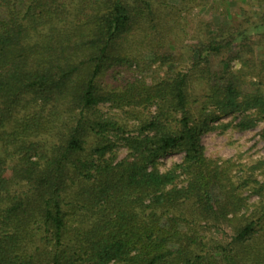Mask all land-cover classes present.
<instances>
[{
  "label": "trees",
  "instance_id": "trees-1",
  "mask_svg": "<svg viewBox=\"0 0 264 264\" xmlns=\"http://www.w3.org/2000/svg\"><path fill=\"white\" fill-rule=\"evenodd\" d=\"M222 1L0 0V264H264V159L203 143L264 121V0Z\"/></svg>",
  "mask_w": 264,
  "mask_h": 264
},
{
  "label": "rangeland",
  "instance_id": "rangeland-1",
  "mask_svg": "<svg viewBox=\"0 0 264 264\" xmlns=\"http://www.w3.org/2000/svg\"><path fill=\"white\" fill-rule=\"evenodd\" d=\"M199 2L201 3V6L194 7L189 19H187L189 20V28L187 27V30H189V32L192 33L193 31H195L201 21H212L214 22V24L228 21L227 13H221L222 10H225V5L222 0H199ZM241 4L248 10L249 14L253 16H255L254 12L259 10V7H257L256 5L246 3ZM227 7L229 12L235 13L238 11L235 2H232ZM182 15L184 16V13ZM182 20L183 22H185L184 18ZM190 44H193V40L191 37H188L180 43L179 47L187 50ZM146 54L149 55V52H146ZM188 64L189 63L187 61L170 63L168 66H165L163 69L159 70L158 72L155 71L152 74L154 77L160 78L166 73L167 70L173 69L175 67L184 69L188 66ZM237 64V62L234 63L235 66H237ZM152 67L156 69L158 67V63L153 64ZM100 107L104 112L118 111L117 109L112 110L108 103L103 104ZM154 109L155 108H153V110ZM230 119L231 117H227L225 120ZM263 129L264 121L261 122L256 128L247 131H239L234 128H229L225 132H221L220 130L208 132L203 136V143L206 148V154L208 157L213 159L231 158L237 163H242L250 166L256 161L264 159V136L262 134ZM126 153L127 149L125 147H121L118 153L119 158L124 157ZM182 159L183 153L181 152L168 154L161 158L160 169L162 171L167 170L175 162H180ZM256 174L257 178L260 181H264V173L260 172L259 170L256 172ZM244 194L250 196V202H254L259 199V195L251 194L250 190L246 189L244 191ZM218 235L221 236L222 232H218Z\"/></svg>",
  "mask_w": 264,
  "mask_h": 264
}]
</instances>
